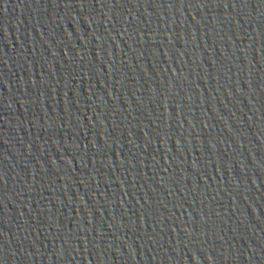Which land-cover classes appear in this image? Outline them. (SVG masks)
<instances>
[{"label":"water","instance_id":"1","mask_svg":"<svg viewBox=\"0 0 264 264\" xmlns=\"http://www.w3.org/2000/svg\"><path fill=\"white\" fill-rule=\"evenodd\" d=\"M264 0H0V264H263Z\"/></svg>","mask_w":264,"mask_h":264}]
</instances>
